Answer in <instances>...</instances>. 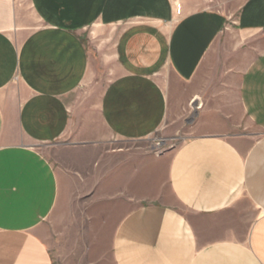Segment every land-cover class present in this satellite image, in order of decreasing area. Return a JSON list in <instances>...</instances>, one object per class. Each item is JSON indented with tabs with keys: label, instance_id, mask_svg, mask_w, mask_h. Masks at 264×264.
Instances as JSON below:
<instances>
[{
	"label": "crops",
	"instance_id": "obj_1",
	"mask_svg": "<svg viewBox=\"0 0 264 264\" xmlns=\"http://www.w3.org/2000/svg\"><path fill=\"white\" fill-rule=\"evenodd\" d=\"M92 25L116 73L90 109ZM233 28L264 32V0H0V264H264V51L238 82L257 133L206 74ZM187 111L173 150L139 144ZM65 134L61 169L38 146Z\"/></svg>",
	"mask_w": 264,
	"mask_h": 264
},
{
	"label": "rangeland",
	"instance_id": "obj_2",
	"mask_svg": "<svg viewBox=\"0 0 264 264\" xmlns=\"http://www.w3.org/2000/svg\"><path fill=\"white\" fill-rule=\"evenodd\" d=\"M26 15L32 21L33 18L28 9H26ZM82 33L91 56L93 79L79 89L78 98L91 109V104L96 102L106 82L116 73L114 57L116 30L113 27L92 25L85 28ZM262 51H264V32H239L233 28L230 32L221 35L208 56L209 69L206 74L215 85L217 84L216 87L221 89L219 98L228 118L229 132L257 133V129L249 122L240 106L238 82L247 64ZM191 115L192 112L187 111L185 115L172 117L167 125L140 141L139 144L145 151L152 152L156 156L173 150L182 142V139L193 135ZM90 116L96 129L101 131L95 110L90 111ZM103 137L109 147L125 145L111 138L105 131H103ZM70 141L71 137L65 134L57 143L41 144L38 149L55 166L63 169L65 161L59 146ZM164 192L167 199L171 201L167 189H164Z\"/></svg>",
	"mask_w": 264,
	"mask_h": 264
},
{
	"label": "built area",
	"instance_id": "obj_3",
	"mask_svg": "<svg viewBox=\"0 0 264 264\" xmlns=\"http://www.w3.org/2000/svg\"><path fill=\"white\" fill-rule=\"evenodd\" d=\"M176 12L179 13L180 12V6L177 4L176 6Z\"/></svg>",
	"mask_w": 264,
	"mask_h": 264
}]
</instances>
